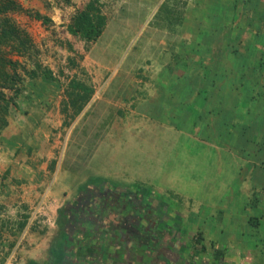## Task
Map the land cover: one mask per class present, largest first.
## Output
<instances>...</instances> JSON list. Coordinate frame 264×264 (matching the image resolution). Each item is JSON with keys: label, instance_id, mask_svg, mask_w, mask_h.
<instances>
[{"label": "crops", "instance_id": "obj_1", "mask_svg": "<svg viewBox=\"0 0 264 264\" xmlns=\"http://www.w3.org/2000/svg\"><path fill=\"white\" fill-rule=\"evenodd\" d=\"M94 2L104 20L99 37L85 42L66 32L72 50L79 55V68L87 79L86 82L74 80L92 91L76 116L83 111L89 112L87 121L94 128L89 135V138L94 136L91 141L94 156L99 154L103 142L110 137L109 129L116 134L121 130L122 134L130 135V140L136 138L138 128L145 131L146 140L152 141L146 147L151 153L157 149L155 143L160 139L159 133H173L172 139L185 136L186 140L200 145L207 153L217 149L220 154L232 155L240 169L234 171L231 184L236 186L239 181L236 187L240 189L236 192L242 189L246 199L252 198V203H222L217 208L230 218L231 209L238 215L243 212L256 216L255 223L264 227V173L258 172L264 168L256 169L263 166L256 159L262 153L256 155L259 151L257 146H246L240 155L234 153L244 145L238 144L241 142L238 138L240 133L247 143L253 138L262 139L264 135V120H260L264 102L253 97L264 90L252 84L254 79L262 81L264 75L258 67L259 62H264L261 55L264 51V0ZM232 46L243 48V55L233 59L240 63L239 69L234 61L223 66L226 58H232L229 53ZM230 69L235 71L234 80L243 77L246 83L243 88H231L228 82ZM74 96H77L76 91ZM230 124L240 129L237 130L236 141L231 134H224ZM151 153H146L147 161L153 160ZM240 157L246 162L243 163ZM242 164L248 166V169L242 168L247 170L244 176L240 173ZM255 171L259 174L253 182L249 177ZM155 188L160 194L164 191L179 199L172 190ZM129 190L142 191L139 186L129 187ZM223 190L225 194L233 195L232 189ZM156 199L167 201L168 204H158L168 206L174 215L170 219V228L161 229L153 240L147 239L141 228L140 236L131 228L125 233L116 231L109 235L107 244L94 248V234L99 231H95L94 224H89L84 227L86 234L81 239L86 237L83 244L88 246L92 262L83 263L79 253L82 264H264V229L262 234L256 230L258 234L252 244H245L247 230L240 227L250 224L242 214L238 232H224L223 228L217 230L221 243H213L210 248L217 250L219 256L207 253L204 242V246L199 247L205 252L199 255L195 252L199 248L194 242H191V250L189 247L185 252L182 248L183 239L172 200L163 196ZM248 207L254 210L253 214ZM166 209L164 213H167ZM140 220L133 223H136V229ZM115 223L119 221L115 220ZM129 224L132 227V222ZM99 236L102 237L101 234ZM199 239L204 241L202 235Z\"/></svg>", "mask_w": 264, "mask_h": 264}, {"label": "rangeland", "instance_id": "obj_2", "mask_svg": "<svg viewBox=\"0 0 264 264\" xmlns=\"http://www.w3.org/2000/svg\"><path fill=\"white\" fill-rule=\"evenodd\" d=\"M0 1L14 2L16 8H11L4 17L19 31L22 40L27 39L21 53L4 48L5 64L0 68L14 77L12 83L0 77V89L9 101L7 125L0 128V224L5 223L0 229V264L45 261L50 243L56 237L58 209L73 191L80 190L88 177L93 181H108L115 187L139 186L143 194L155 193V201L159 196L172 200L185 252L189 247L192 249L190 245L194 242L200 250L195 252L203 254L205 251L199 246H204V242L207 253H219L210 247L221 243L217 230L222 228L224 232H238L243 227L247 230L245 244H252L258 232L262 234L264 227L255 223L256 216L243 212L238 215L231 209L230 218L217 208L222 203H252V198L246 199L242 189L236 192L240 189L236 187L239 181L236 186L231 184L234 171L240 169L232 155L225 156L217 149L207 153L185 136L172 139L173 133H159L157 149L151 153L146 147L152 141L146 140L145 131L138 128L136 138L130 140V135L122 134L121 130L116 134L109 129V139L94 156L91 144L94 136L89 138L94 128L87 121L89 112L76 116L74 108L79 104L73 107L67 95L70 80L86 82L87 79L79 68V55L72 50L66 28L76 10L91 0ZM35 13L51 22L43 24L33 17ZM233 61L226 58L223 66ZM234 63L239 69L240 63L236 60ZM44 71L52 73L53 81L48 83L43 79ZM238 129L230 124L225 133L221 131L231 134L236 141ZM242 135H238L241 141L238 144H244L243 147L237 151L234 147L238 155L240 151L244 153L246 146L256 147L260 143L257 137L250 145ZM263 150L262 145L256 153H262L256 159L263 164L256 169L264 168ZM146 153H151L153 160L147 161ZM240 159L246 162L243 157ZM242 168L248 166L242 164ZM246 169L240 170L241 176L247 173ZM258 174L255 171L249 178L254 182ZM155 187L172 190L179 199L164 191L160 194ZM222 188L232 189L233 195L225 194ZM248 211L254 213L249 207ZM241 214L250 225L240 227ZM23 220L26 225L18 232L17 223ZM230 220L234 223H228Z\"/></svg>", "mask_w": 264, "mask_h": 264}, {"label": "flooded vegetation", "instance_id": "obj_3", "mask_svg": "<svg viewBox=\"0 0 264 264\" xmlns=\"http://www.w3.org/2000/svg\"><path fill=\"white\" fill-rule=\"evenodd\" d=\"M154 199L152 194L148 196L142 191L133 192L122 186L115 187L114 184L105 180L88 179L82 184L80 190L73 191L58 209L55 221L56 236L63 232L69 235L70 244L77 255L81 254L83 263L92 262L87 251L88 246L84 247L86 245L83 244L86 237L81 239V236L86 234L84 227L89 224H94V228L97 229L95 231H99L98 234H94V248L107 244L109 235L112 236L113 232L125 233L130 230L129 228L138 236H140L141 228V231L148 236L147 239L153 240L154 235L161 233V229L172 226L170 219L174 218L168 206L167 208L166 205L158 204L167 202ZM165 209L168 210L167 213H164ZM115 220L119 223H115ZM137 220L140 222H137L136 229V223H133ZM131 222L132 227L129 224ZM61 224L63 227L60 226ZM78 258L82 260L80 256Z\"/></svg>", "mask_w": 264, "mask_h": 264}, {"label": "trees", "instance_id": "obj_4", "mask_svg": "<svg viewBox=\"0 0 264 264\" xmlns=\"http://www.w3.org/2000/svg\"><path fill=\"white\" fill-rule=\"evenodd\" d=\"M94 4V0H91L76 10L71 19V23L66 28L67 32L71 36L77 37L85 42H92L99 37L104 20L100 12L97 11ZM11 8H16L13 1H0V68H2L5 64V58L3 56L4 48L12 49L13 51L15 50L16 52L21 53L20 48L24 47L27 43V39L25 38L24 40H22L19 31L8 19L4 17L5 14L10 11ZM33 17L46 25L51 22L49 18L41 16L39 13H35ZM17 44H19L20 47L16 46ZM242 50L240 47H230L229 53L232 55V59H236L239 56H242ZM261 55L264 57V51H261ZM254 67L255 66L251 67L252 70ZM258 67L260 71H264V62H259ZM233 72L235 71H232V69H230L228 75L229 85H231V88L234 89L243 88L246 84L245 80L242 76V78L239 77V79L234 80L232 78ZM0 77H3L4 80L8 83H12L14 81L13 76H10L8 73L3 71H0ZM42 77L46 81H53L52 73L50 71H44ZM252 82L253 85L260 86V89L264 90V75L262 81L254 79ZM75 91L77 92V96L73 97V92ZM91 94L92 91L88 87L79 84V82L75 80L69 81L67 86V95L71 98V104L73 107L76 106V103L79 104L77 107L74 108L75 115L79 114V112L82 110L83 105L87 103ZM253 97L255 99H259V102H264V95L262 93H258L256 96ZM8 107V98L6 97L5 93H3V91L0 89V128H3L7 125L5 117L8 112ZM260 116V120H264V109L261 110ZM259 134H261V130H259ZM263 137L264 135L262 136V139H260V143H258L257 145V147H260L259 151L261 150L262 145L264 147ZM4 225L5 223H1L0 229L3 228ZM25 225V220L18 222V232H21L24 229ZM60 226L63 227L62 224ZM63 233L58 234L51 241L46 254L45 261H43L42 263L29 261L27 264H82V261H80V259L78 258L79 256L70 244L69 235ZM201 250L203 249L201 248ZM215 256H219V253H216Z\"/></svg>", "mask_w": 264, "mask_h": 264}]
</instances>
